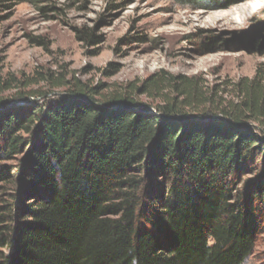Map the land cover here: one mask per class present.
Segmentation results:
<instances>
[{
	"label": "trees",
	"instance_id": "16d2710c",
	"mask_svg": "<svg viewBox=\"0 0 264 264\" xmlns=\"http://www.w3.org/2000/svg\"><path fill=\"white\" fill-rule=\"evenodd\" d=\"M235 87L228 100L162 71L109 99L124 109L0 111V190L18 188L0 205V264H244L264 227V69Z\"/></svg>",
	"mask_w": 264,
	"mask_h": 264
},
{
	"label": "rangeland",
	"instance_id": "374dc122",
	"mask_svg": "<svg viewBox=\"0 0 264 264\" xmlns=\"http://www.w3.org/2000/svg\"><path fill=\"white\" fill-rule=\"evenodd\" d=\"M209 7L202 0H0V100L12 101L0 111L69 97L107 105L162 71L197 77L206 94L231 100L236 84L264 69V0ZM84 31L100 40L82 39ZM78 89L86 92L75 96ZM4 165L18 176L17 162ZM17 189L4 186L0 205ZM244 264H264V227Z\"/></svg>",
	"mask_w": 264,
	"mask_h": 264
},
{
	"label": "water",
	"instance_id": "95a60500",
	"mask_svg": "<svg viewBox=\"0 0 264 264\" xmlns=\"http://www.w3.org/2000/svg\"><path fill=\"white\" fill-rule=\"evenodd\" d=\"M126 105H123V104H116V105H113V104H107V107H109L110 109L112 110H115V109H120V108H123L125 107Z\"/></svg>",
	"mask_w": 264,
	"mask_h": 264
},
{
	"label": "bare ground",
	"instance_id": "6f19581e",
	"mask_svg": "<svg viewBox=\"0 0 264 264\" xmlns=\"http://www.w3.org/2000/svg\"><path fill=\"white\" fill-rule=\"evenodd\" d=\"M252 5H253L252 7L249 6V7L246 8V11H245L246 13H250L251 11H253V9L255 7V3H253Z\"/></svg>",
	"mask_w": 264,
	"mask_h": 264
}]
</instances>
